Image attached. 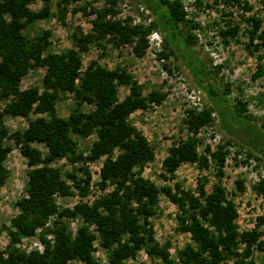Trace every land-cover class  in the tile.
<instances>
[{
	"label": "trees",
	"instance_id": "obj_1",
	"mask_svg": "<svg viewBox=\"0 0 264 264\" xmlns=\"http://www.w3.org/2000/svg\"><path fill=\"white\" fill-rule=\"evenodd\" d=\"M38 1L0 0V100L7 101L0 109V189L9 177L5 160L12 147L7 139L14 140L30 167L28 195L18 201L19 212L12 217L11 224L4 226L11 240L7 256H0V264H69L72 260L95 264L98 239L101 247L110 252L111 264H125L141 250L160 264H177L170 242L160 244L155 237L151 218L156 214L161 194L178 207L176 230L191 236L192 242L178 250L181 264H225L227 260L235 264H258L254 253L258 250L264 258V231L261 229L264 217H258L252 229L240 230L237 204L221 182L226 164L225 147L231 140H225L213 152L207 148L220 177L210 191L207 177L198 179L196 190L185 189L179 181L173 186L161 187L142 173L156 153L149 139L129 118L139 109L162 104L166 93L155 89L144 94L138 79L120 66L109 68L92 60L83 70V54L89 51L92 42L108 41L116 46L136 42L134 51L142 56L148 46L147 35L153 27L159 28L164 46L160 55H175L208 100V106L201 111H189L187 123L192 135L170 147L163 161L162 177L175 180L177 169L185 162L198 160L201 167L209 166L208 156L198 153L197 134L200 128L213 123L216 115L227 132L240 139L257 161L264 162V117L256 123V118L247 113L243 99L233 101L228 92L217 85L208 65L193 49L197 38L182 32V24L192 28L198 24L186 18L188 13L181 0H137L154 17L147 27L116 18V0H107L103 8L91 7L90 11L86 5L77 4L73 13L82 10L96 15L93 27L89 32H73L72 47L62 52L49 50L50 30L35 35L23 31L28 25L52 16L53 0H41L44 5L33 9L32 4ZM78 1L57 0L59 20L64 22L70 6ZM214 2L223 8L242 5L245 11L252 10L249 0ZM197 4L203 2L197 0ZM245 20L250 26L246 45L258 60L252 74V79L257 80L264 78V26L256 15ZM241 30L239 23L229 20L219 34L227 40L236 38ZM37 66L46 69L42 87L22 88L23 78ZM122 86L130 91L121 100L119 89ZM66 93H73L79 103L68 117H63L58 113L57 104ZM85 102L93 103L95 108L83 111L80 104ZM31 113L40 115L31 118L24 129L11 132L5 123L7 115L29 117ZM73 135L81 138L96 135L88 153L79 151ZM36 144L43 145L44 149ZM63 157L82 162L83 176L79 177L75 170L68 172L67 177L72 180L69 183L53 165ZM103 157L97 186L102 191L111 189L92 203L79 202L73 207L60 208L56 194L70 196L74 188L82 196L89 194L92 175L88 164ZM235 184L237 191L244 192L242 178ZM256 190L264 192V182L256 186ZM53 215L57 216L50 229L53 239L41 236L42 252H26L17 247L22 238L35 235ZM69 217H80L85 222L76 235L68 228L66 218ZM90 225H95V230Z\"/></svg>",
	"mask_w": 264,
	"mask_h": 264
},
{
	"label": "rangeland",
	"instance_id": "obj_2",
	"mask_svg": "<svg viewBox=\"0 0 264 264\" xmlns=\"http://www.w3.org/2000/svg\"><path fill=\"white\" fill-rule=\"evenodd\" d=\"M202 5L197 4V0H181L185 10L186 18L198 26L192 28L190 25L182 24L181 29L185 36L193 34L197 40L193 45L195 52L208 65L212 77L217 85L228 92V97L233 101L237 98L243 99L247 103V113L254 116L255 122L260 123L264 117V78L252 79V74L256 71L258 60L253 55L246 43L248 42L247 30L250 28L245 17L256 15L264 26V0H249L252 10L245 11L242 5H235L223 8L221 4H216L214 0H201ZM107 0H80L73 3L64 22L58 18L57 0L51 2L52 16L28 25L23 31L30 35H35L44 30H50L51 44L49 50L52 52H62L72 47V33L80 30L89 32L92 30V20L96 16L94 13L86 14L82 10L73 13L75 5H86L88 11L91 7L103 8ZM44 3L39 0L32 4L33 9H39ZM115 9L118 11L116 18L128 21L132 25L141 24L149 26L154 20L153 15L144 9L137 0H116ZM233 20L239 23L242 30L236 38L225 40L220 34V28L227 21ZM148 46L142 56L136 55L134 46L136 42L121 44L116 46L111 42H92L88 52L83 54V70L92 60H97L102 65L109 68L120 66L127 69L134 75L143 86V93L148 94L152 90H159L166 93V98L160 105L152 104L147 109H139L130 115V122L135 125L149 139L155 150V159L148 162L143 167V175L159 186L171 185L179 181L185 189L196 190L198 179L207 177V189L210 191L214 182L219 180L215 161L207 152L210 147L211 152L217 150L219 144L230 139L231 144L225 147L226 164L221 182L226 187L228 196L235 200L239 216L237 223L240 230L252 229L258 217H264V192L256 190V186L264 182V162L257 161L249 153V149L243 146L242 141L234 137L221 125L219 117L216 115L213 123L200 128L197 138L199 140L198 153L209 158V166L201 167L199 161L185 162L176 171L175 180H166L162 177L163 161L168 156L170 147L181 139H186L192 135L188 128V115L190 110L201 111L208 106L206 96L196 85L188 70L182 62L173 54L169 57L161 56L164 50L163 34L159 28L153 27L149 34ZM169 51V50H167ZM45 67L37 66L22 80V88L30 86L42 87ZM229 88V90H228ZM129 88L122 86L119 89V97L122 100L128 93ZM79 99L73 93L63 94L57 104L59 115L68 117L74 108L78 106ZM7 101L0 100V109L4 108ZM80 108L89 112L95 108L93 103H81ZM40 114L31 113L29 117H13L7 115L5 123L11 132L24 129L28 126L31 118H36ZM259 132V131H257ZM78 143L79 151L88 153L96 135L81 138L73 135ZM12 150L7 154L5 165L9 170V177L0 189V256H7L10 244V236L5 225L11 224L13 216L18 214V201L27 196L28 171L30 167L26 158L21 154L20 149L15 145L14 140L7 139ZM44 149L43 145L36 144ZM104 157L98 161L90 162L89 168L92 179L90 191L87 196L80 195L74 188V194L70 196L55 195L56 203L60 208L73 207L79 202L92 203L98 196L107 193L111 188L102 191L97 183L100 180V170ZM53 165L61 170L64 177L72 183L67 173L77 171L79 177L83 176L80 167L82 162H72L68 157L58 159ZM244 180L245 190L240 193L236 189V180ZM178 207L173 204L167 196L161 194L156 206V214L151 218L155 237L160 244L170 242V251L179 262L178 250L191 243L189 233H180L176 230L178 225ZM56 215L51 216L44 226L37 229L36 234L24 237L17 243V247L23 251L31 252L35 250L43 251L44 245L41 239L45 235L53 239L50 229L54 227ZM68 228L73 235L85 225L82 218H66ZM95 230V225H90ZM261 229L264 231V224ZM94 252L95 264H111L110 252L101 247L99 239L95 242ZM254 257L258 264H264L263 254L256 250ZM69 264H85L81 260H72ZM125 264H160L159 260L153 259L145 250L139 251L134 259H129ZM225 264H235L233 260H227Z\"/></svg>",
	"mask_w": 264,
	"mask_h": 264
}]
</instances>
